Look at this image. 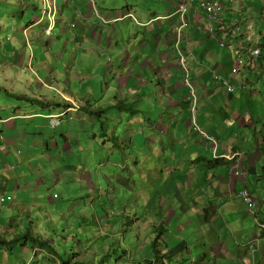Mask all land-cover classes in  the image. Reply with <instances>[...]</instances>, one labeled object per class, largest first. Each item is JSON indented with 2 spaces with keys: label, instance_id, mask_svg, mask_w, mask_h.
Instances as JSON below:
<instances>
[{
  "label": "crops",
  "instance_id": "1",
  "mask_svg": "<svg viewBox=\"0 0 264 264\" xmlns=\"http://www.w3.org/2000/svg\"><path fill=\"white\" fill-rule=\"evenodd\" d=\"M115 1L0 0V239H9L0 250L16 253L20 247L23 264L29 263V250H43L21 236L26 229L35 233L27 225L31 220L21 219L28 204L24 189L34 194L45 180L32 163L54 149L72 155L105 144L113 123V152L123 148L124 161L115 162L121 173L113 167L108 176L102 172L111 190L97 186L100 180L89 178L85 168L74 172L79 164L53 168L55 182L68 171L89 207L100 200L102 214H93L103 234L116 235L119 213L128 215V204L143 201L145 221L139 226L176 241L155 246L169 264H264V229L239 194L249 188L264 219V0H220L212 22L219 39L230 40L219 26L238 24V40L261 46L260 56L236 73L233 52L207 28L199 0L188 4L178 48L181 19L175 11L182 0ZM180 53L197 94L194 116ZM60 70L64 78H58ZM217 74L233 83L232 92ZM106 107L119 109L108 118ZM96 120L91 133L98 140L86 139L89 147L83 148L74 132L82 137ZM237 149L244 152L238 174L234 159L222 156ZM110 193L113 198L103 201ZM191 241L197 243L195 256Z\"/></svg>",
  "mask_w": 264,
  "mask_h": 264
},
{
  "label": "rangeland",
  "instance_id": "2",
  "mask_svg": "<svg viewBox=\"0 0 264 264\" xmlns=\"http://www.w3.org/2000/svg\"><path fill=\"white\" fill-rule=\"evenodd\" d=\"M102 1L103 0H100V5H102ZM108 1L110 0H106V2ZM121 1L122 0H116L115 3H120ZM70 19H68V21ZM258 44L259 43H257V45ZM58 72V78L65 77V73L63 71L60 70ZM107 85L106 81L104 88H106ZM81 93H84V91ZM115 108L119 109V107H106L104 115L108 118L113 117L114 114L110 113V111H116ZM124 113H126V111H124ZM94 118L96 119L97 115H94ZM98 122L99 121L96 120L95 122L90 123L89 129L84 128L82 130V137L79 132H74L73 138L81 140L83 142V148L89 147L87 146L86 139H91V142L93 140H98L96 136L91 133L92 125H96ZM107 123L109 124L110 121ZM119 130L121 131L120 128ZM106 131L108 136H104L106 139L105 144L95 145L87 149L86 153L81 152V149H76V152L72 155L67 153L62 155V153L59 152V149H54L51 152L46 153L47 157H42L38 160L36 159V161L32 163L34 169L40 171L41 174H45L46 182L44 180L42 184L36 185L37 191L34 194L27 192L29 189H24L26 191L25 197L23 196V198H25L24 202H27L28 204H26L27 207L24 209L26 216H21V219L24 218L25 221H29L30 219L31 222L27 223V225L33 228L35 232L34 235L49 239L50 243L60 253L58 255L64 257L65 259H76L78 261L84 259L88 262L94 261L98 250L103 249L104 252L108 251L110 245L108 243H111L113 248H119L117 253L111 252V256L109 257L114 264H138L136 261L144 255L139 249L142 246L141 240H148V245L155 242V246L157 247L166 246L167 243H171L172 245L176 243L171 235L166 233L163 234V232L159 229H153V232H151L149 228L139 226V222L145 221L143 201L139 203L134 200L132 207L128 204L131 211L127 212L128 215H126V213H119L120 215L123 214L121 221L126 222V226L124 225L125 232L123 233V236H120L119 233H117L115 237L113 234L108 233L109 235L104 241L102 239L103 233L100 229V224L97 223L96 217L93 214L96 212L101 216V209L99 210V206L101 205L100 200L93 203L96 206L89 207L91 203L89 201H85L87 196L77 192V189L80 190L79 185L75 187V185L71 182L72 178L67 179V170L61 171V174H64V176L61 175L60 182H55L54 179L53 168H60L61 164L76 166L79 164L80 168L76 167L74 172H84L85 168L88 170L89 178L90 176H93L94 181L100 180L95 181L97 186L101 185V188L108 191L111 190L108 178L105 177L102 172L104 171L108 176L110 173L109 167H113V172H122V170L117 167L115 162L116 160L122 162L124 161V149L118 148L117 155L113 152V145L115 144V137L113 133L115 130L113 128V123H111L110 127H108ZM99 140H102V138H99ZM58 141L65 143L63 138ZM102 151H104V153H102ZM135 159L129 161L128 163L133 165V161H135ZM112 164H114V166ZM98 174L99 178L97 177ZM83 186L86 188L85 183ZM90 192L92 195L96 193V199H98L99 195L97 189H91ZM9 196H12L11 192H8L7 197ZM128 197H130V195L124 198V201L127 203L129 201ZM109 198H113L111 193L105 194L102 200L107 202ZM132 198L134 197L132 196ZM35 200L37 201L35 202ZM14 201L19 203L16 198ZM65 217L68 218L65 219ZM118 220L120 222V216H118ZM69 221H72L71 226L68 225ZM104 223H107V221H104ZM122 238L123 240H121ZM131 238L134 239L131 240ZM29 244L31 245V243ZM190 244L192 246L191 254L195 256L199 252L198 250H195L197 243L195 241H191ZM121 247H126L127 252H123L120 249ZM27 253L30 255L28 264L53 263V255L48 254V252L44 250L41 252L39 251L37 254L34 253L33 255L31 249ZM25 259L26 258L20 252V247L16 253L3 249L0 250V264H23ZM133 259H136V261ZM184 264L187 263L184 262Z\"/></svg>",
  "mask_w": 264,
  "mask_h": 264
},
{
  "label": "built area",
  "instance_id": "3",
  "mask_svg": "<svg viewBox=\"0 0 264 264\" xmlns=\"http://www.w3.org/2000/svg\"><path fill=\"white\" fill-rule=\"evenodd\" d=\"M191 0H182L178 6L177 9L175 11V13H178L181 19L180 24L177 26L176 31H177V38H176V46L178 48L179 46V41H180V32L182 31V29L184 28V26L187 23V14H188V4ZM200 4L202 6V8L205 10V12L207 13V26L208 29L212 32V34L214 36H217V38L219 39L220 35L217 31H215L211 25V21L213 19H215L218 14L221 11V4H220V0H199ZM128 15L133 16L132 13H129ZM50 17L54 18V14H51ZM52 26H50L48 28V31H51ZM219 29H221L220 31L222 33H224L230 40L229 41H224L222 39H219V44L222 47H227L229 48L232 52L233 55L235 57L236 60V65H234L232 67V73H236L240 70V66L245 64V56L246 52H248L251 56V58L254 57H258L261 54V46L260 44H258L257 46L253 45L252 43H249L248 41H244V40H238L237 35L241 32V27L237 24L235 25H229L228 27H224V26H220ZM249 41L251 40L250 38H248ZM186 59L184 57V55L182 53L179 54V62L182 65V67L186 70L185 73V82L190 85L191 90H190V97H191V109L193 110V116L195 115V111H196V103H197V94L195 92V88L194 86L191 84L189 76H188V67L186 66L185 63ZM215 77L220 80L222 82L223 85H225L226 89L229 92H232L234 89V85L233 83H231V81L226 78V77H222L220 75H215ZM53 124H56L55 122H57L55 119L52 120ZM58 123V122H57ZM195 125L198 126V124L195 122ZM204 135L206 138H208L210 140V144L213 147L217 146V141L214 137H212L209 133H207L206 131H203ZM222 156L228 157L230 159H234V163L232 168L235 170V172L238 174L240 173V168L243 167V159H244V152L242 150H236L233 151L230 154H224ZM239 194L241 197L244 198V200L246 201V203L248 204V208L254 212L255 214H257L256 219L257 222L259 224V226L264 229V219H262L261 217H259L258 213H257V208H258V200H257V196L254 195V193L247 188L246 186L244 188H242L239 191ZM256 240H254L251 243L252 247L256 246L255 243Z\"/></svg>",
  "mask_w": 264,
  "mask_h": 264
},
{
  "label": "trees",
  "instance_id": "4",
  "mask_svg": "<svg viewBox=\"0 0 264 264\" xmlns=\"http://www.w3.org/2000/svg\"><path fill=\"white\" fill-rule=\"evenodd\" d=\"M245 56V63L246 61H249L251 59V56L248 52H246ZM260 56V55H259ZM182 69L184 70V74L183 77L185 79V73L186 70L182 67ZM190 87V85H188ZM225 86V85H224ZM191 90V87H190ZM191 94V93H190ZM30 98V97H28ZM191 100V97H190ZM56 195V194H54ZM57 196V195H56ZM123 214L120 215V222H119V229L118 232L120 236H123V233L125 232V228L124 225L126 226V222H122L121 218ZM109 233V232H108ZM108 233H105L102 235V239L105 241V239L108 237ZM22 238L27 239V238H31V244L35 242V244L40 247L41 249H43L44 251L48 252V254L53 255V263L52 264H114L109 257L111 256V252L113 253H117V251H119V248H113L111 243L109 245V249L108 251L104 252L103 249H99L97 256H95L94 261H86L84 259H81L80 261L76 260V259H65L64 257L58 255L60 254L57 249L50 243L49 239L47 238H43L41 236H36L33 233L30 232L29 229H26L22 234H21ZM113 236L116 237L115 234H113ZM123 240V238L121 239ZM9 241V239H0V244L2 245L1 242H7ZM10 244V242H9ZM8 244V245H9ZM141 248L140 251L142 252V254H144L139 260L136 261L138 264H169L170 260L167 259V255H163L161 249L159 250H155V242H152L150 247L148 248L146 243L144 242V240H141ZM123 252H127V248H120ZM173 264H178V261L173 263Z\"/></svg>",
  "mask_w": 264,
  "mask_h": 264
},
{
  "label": "clouds",
  "instance_id": "5",
  "mask_svg": "<svg viewBox=\"0 0 264 264\" xmlns=\"http://www.w3.org/2000/svg\"><path fill=\"white\" fill-rule=\"evenodd\" d=\"M200 6H201V4H200ZM202 7V6H201ZM205 11V10H204ZM206 13V12H205ZM133 14V13H132ZM214 20V19H213ZM213 20L211 21V25H212V22H213ZM206 25H208L207 24V13H206ZM212 27H213V29L215 30V28H214V26L212 25ZM220 27V26H219ZM207 28H208V26H207ZM219 29V28H218ZM219 30H221V29H219ZM215 31H217V30H215ZM218 32V31H217ZM212 33V32H211ZM185 57V56H184ZM185 59H186V57H185ZM180 63V62H179ZM185 63H186V61H185ZM181 65V64H180ZM187 66V65H186ZM181 67H182V65H181ZM237 150H239V149H237ZM236 151V150H235ZM244 160V159H243ZM258 213V212H257Z\"/></svg>",
  "mask_w": 264,
  "mask_h": 264
}]
</instances>
